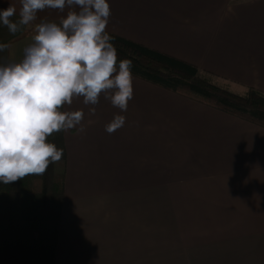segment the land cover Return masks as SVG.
I'll use <instances>...</instances> for the list:
<instances>
[{
    "label": "crops",
    "instance_id": "1",
    "mask_svg": "<svg viewBox=\"0 0 264 264\" xmlns=\"http://www.w3.org/2000/svg\"><path fill=\"white\" fill-rule=\"evenodd\" d=\"M10 4L17 21L20 0H0V11ZM110 7L108 32L186 60L234 93L264 92V0H110ZM69 10L45 9L15 34L0 24V43L10 45L0 63L21 61L35 25ZM133 87L126 112L103 95L97 105L80 97L64 106L83 110L84 119L65 132L70 165L57 263L264 264V128L134 77ZM158 96L171 105L160 113V131L151 127ZM131 109L144 128L105 131ZM158 131L185 137L178 171L168 168L175 150L159 147Z\"/></svg>",
    "mask_w": 264,
    "mask_h": 264
},
{
    "label": "clouds",
    "instance_id": "2",
    "mask_svg": "<svg viewBox=\"0 0 264 264\" xmlns=\"http://www.w3.org/2000/svg\"><path fill=\"white\" fill-rule=\"evenodd\" d=\"M0 11V24L15 34L45 9L70 10L59 22L35 25L33 43L19 62L0 63V182L42 175L59 162L63 149L48 138L76 128L83 110H62L74 98L97 105L101 95L122 112L133 98L131 62L119 60L107 31L110 0H20ZM10 47L0 43V51ZM95 114L96 108L90 109ZM126 121L117 114L105 125L112 134ZM78 131H83L79 128Z\"/></svg>",
    "mask_w": 264,
    "mask_h": 264
},
{
    "label": "trees",
    "instance_id": "3",
    "mask_svg": "<svg viewBox=\"0 0 264 264\" xmlns=\"http://www.w3.org/2000/svg\"><path fill=\"white\" fill-rule=\"evenodd\" d=\"M108 33L118 62L130 61L134 78L264 128V92L249 87L234 93L186 60ZM48 140L63 149L59 162L50 164L42 175L7 185L0 182V264H58L68 162L65 131Z\"/></svg>",
    "mask_w": 264,
    "mask_h": 264
},
{
    "label": "rangeland",
    "instance_id": "4",
    "mask_svg": "<svg viewBox=\"0 0 264 264\" xmlns=\"http://www.w3.org/2000/svg\"><path fill=\"white\" fill-rule=\"evenodd\" d=\"M157 103H158V107H159V115L157 118V122L156 123L152 122L151 127L154 129L155 126H157L159 128V131H160V128L165 126V124H166L164 115H162L160 113L163 112L164 110H167V106L171 107V105L167 102V100L161 98L160 96H158V102ZM161 107H163L164 109ZM134 113L135 112L133 111V109H131L130 112L127 113L126 121H125V124L123 125V127L134 128V129L139 128V127L144 128L145 124H143L141 120L133 117ZM159 131H158V134L156 137L158 139L159 147L162 145L165 148L166 144H168L169 146L173 147V149L175 150V154L171 155L167 160H165V162L168 163V165H169L168 168L170 167V168L178 171V166H181L185 163V160L183 159V155L185 154V137L181 136L180 134H175L172 139H169L167 137V135L165 134V132L160 133ZM166 147H168V146H166ZM159 164H161L160 158H159ZM68 165H70L69 160L67 162V170L69 169ZM108 184L110 185L111 183H108ZM71 186H72V184H71ZM94 188H96V187H82V191H90ZM76 191H78V190L71 188L70 190H68V193L71 195V194L75 193Z\"/></svg>",
    "mask_w": 264,
    "mask_h": 264
}]
</instances>
